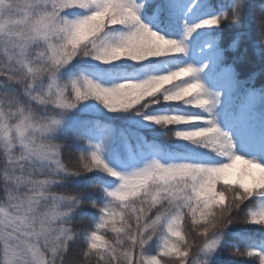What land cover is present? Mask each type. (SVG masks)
<instances>
[{
    "label": "snow or ice",
    "instance_id": "snow-or-ice-1",
    "mask_svg": "<svg viewBox=\"0 0 264 264\" xmlns=\"http://www.w3.org/2000/svg\"><path fill=\"white\" fill-rule=\"evenodd\" d=\"M186 0H161L156 7L161 22L183 10ZM135 0H0V37L7 36L13 45L9 63L18 65L33 83L26 86L30 103L41 105L38 94L47 90L51 104H46L35 115L31 109H18L19 119L9 128L0 112V135L12 134L25 143L29 134L55 138L66 134V124L74 112H88L101 105L107 112L132 110L145 127H156L171 139L196 142L206 140L218 155L228 157L220 165H205L190 161H167L153 157L142 167L119 171L106 163L101 143L79 136L86 147L81 152L83 174L100 172L113 178L111 188L95 184L105 202L93 203L99 219L95 230L87 233L85 258L95 255L99 264H211L221 243L223 229L219 226V212L232 213L253 196H264V165L246 160L232 153V142L215 125L210 127H183L197 123H211L195 114H184L169 102H183L207 111L210 101L201 95L202 86L191 80L190 65L149 75L144 79L120 78L103 83L85 75L65 78L66 66L74 60L89 58L102 64L117 61L151 62L168 53H182L180 42L165 39L141 23ZM209 0H199L198 9H212ZM225 7V6H224ZM80 10L82 14H75ZM221 13L210 12L202 23L186 26L185 34L197 28H218ZM113 25L131 26L126 32L101 37ZM39 53V58H34ZM119 65L116 66L119 69ZM180 77L187 79L180 80ZM4 77H0L3 81ZM174 81H178L175 82ZM8 83H12L9 78ZM166 85H170L166 87ZM9 106L21 103L15 88L0 89ZM95 102V103H92ZM153 105H168L163 111H151ZM13 116L17 113H13ZM87 123V121L81 122ZM42 145H36L41 150ZM52 151H56L53 147ZM59 155V153H57ZM59 163V161H57ZM64 200L63 195L53 200ZM28 211L32 212L31 202ZM68 212L55 206L46 214L39 230L32 236L28 252L34 264H47V251L65 259L73 254L78 238L69 239V229L60 228V244L53 246L44 223L62 225ZM0 224L15 227L22 217L0 210ZM247 223L264 226V208L247 214ZM111 238H106L105 233ZM0 233V239L10 237ZM41 240L44 241L41 244ZM156 251L150 252L152 244ZM84 245H82L83 247ZM80 247V248H82ZM43 249V250H42ZM251 257L264 261V251L248 250ZM16 248L5 243L4 264H17Z\"/></svg>",
    "mask_w": 264,
    "mask_h": 264
},
{
    "label": "trees",
    "instance_id": "trees-1",
    "mask_svg": "<svg viewBox=\"0 0 264 264\" xmlns=\"http://www.w3.org/2000/svg\"><path fill=\"white\" fill-rule=\"evenodd\" d=\"M215 5L212 9H198L199 0H186L184 8H188L195 17L191 20L182 19L181 13H175L168 18L167 24L161 22V12L156 7L161 0H135L139 5L137 15L141 23L151 31L164 36L165 39L177 40L183 47L182 53H168L159 58H152L151 62L117 61L115 64H102L98 61L84 58L74 60L66 66L65 78L88 76L99 82L120 78H133L136 80L147 78L149 75L162 74L165 71L175 70L177 66L184 67L191 52L208 50L211 63L210 70L217 77V85L227 87V98L221 103L224 117L233 118L238 123L260 126L264 122V46L259 44L255 17L264 0H245L244 13L239 25L224 23L218 28H197L191 34L184 33L186 26L202 23L208 18L210 12L218 13L223 10L228 0H209ZM183 8V9H184ZM131 26L113 25L101 33V37L114 35L117 32H126ZM188 40V42H187ZM186 42L188 47L185 48ZM202 47V48H200ZM189 54L187 57L186 55ZM202 62L205 60L202 59ZM119 65V69L116 66ZM180 80L187 77H180ZM178 82V81H174ZM216 85V86H217ZM170 85H166L168 87ZM222 96V89H220ZM203 95V93H201ZM95 103V102H92ZM176 110L184 114H195L203 117L204 121L211 123H197L183 127H210L215 125L223 134L228 130L217 126L219 115L214 108H196L194 105H185L183 102H169ZM168 105H153L151 111H163ZM87 121V123H81ZM69 151L75 152L84 149L83 142H76L73 134L85 136L89 140L101 143L103 155L109 166L119 171H130L133 167H140L153 157L164 162L190 161L205 165H220L227 163V157L217 154L206 140L187 142L171 139L165 131L156 127H145L144 122L134 111L107 112L101 105H96L88 112H74L66 124ZM258 132L264 134V128L259 127ZM228 137V135H227ZM63 138V135L61 136ZM96 183L103 187L114 186L113 178L100 172H92L71 180L63 186L67 192L83 191L90 184ZM93 198L97 204L102 205L105 198L100 191L86 192L85 199ZM264 208V196H253L241 205L235 215L239 218L247 216L249 212H258ZM84 223L91 226L98 218V209L85 208ZM79 218V214L77 215ZM82 247L80 242L73 246V254ZM256 250L264 251V226L251 223H235L223 232L221 243L212 257L211 264H258L257 258H248L232 255L235 251ZM150 252L156 251L153 243Z\"/></svg>",
    "mask_w": 264,
    "mask_h": 264
},
{
    "label": "clouds",
    "instance_id": "clouds-1",
    "mask_svg": "<svg viewBox=\"0 0 264 264\" xmlns=\"http://www.w3.org/2000/svg\"><path fill=\"white\" fill-rule=\"evenodd\" d=\"M16 2L18 0H13L14 6ZM244 7L245 0H228L223 10L219 11L221 13L219 26L224 23L239 25ZM255 24L259 44L264 46V5H261L257 11ZM10 58L14 59L13 45L7 36L0 37V77H4V80L0 81V89L15 88L16 95L21 101L19 105L9 106L6 98L0 96V112L4 114L9 128L17 123L19 108L23 107L26 112L31 109L35 115H39L44 105L52 102L46 89L34 93V95H40L41 105L38 106L29 102L30 98L26 96L25 88L31 85L33 81L23 71H18V65L10 64ZM34 58H39V53ZM9 78L12 83H8ZM13 113H17V115L13 116ZM61 136L45 138L40 133L34 135L30 133L28 137L24 138L25 143L32 146V150H29L20 143L14 133L10 139L0 135V210H6L12 216L23 218L17 220L15 227L0 224V233H4L5 236L11 233L7 240L0 239V264H4L6 242L16 248L18 253L17 264H34L32 256L28 252L29 244L36 243L35 237L31 234L34 230L41 228L42 222L46 220L45 214L54 206L59 211L69 214L64 217L62 225L44 223V228L47 229V235L52 245L58 246L61 251L63 250V245L59 241V229L62 227L70 230V232L65 233L69 239L78 238L84 246L79 248L75 255H69L66 259L49 250L45 256L47 264H99L95 255L85 258L88 248L84 244L85 235L95 230L99 215L89 226L84 223L86 213L82 211L85 208L98 209L92 206L93 203L97 204L93 198L85 199L86 192H96L93 188L96 183L90 184L83 191L67 192L63 190L64 185L71 180L84 176V174L81 165L83 149L75 152L69 151L68 137L63 135L61 138ZM77 137L78 135L73 134L71 139L82 142ZM36 145L43 147L41 150H36ZM53 147L56 149L55 152L51 150ZM61 195L65 197L64 200H53L54 196L59 197ZM29 202H31L32 212L28 211ZM235 213L236 211L217 214L219 226L223 229L222 235L230 225L247 222V217L238 218ZM78 214L79 218H77ZM105 234L106 238H111L110 233L106 232ZM43 243L44 241L41 240V244ZM231 254L252 258L248 250L235 251ZM105 264H107L106 261ZM258 264H264V261L258 259Z\"/></svg>",
    "mask_w": 264,
    "mask_h": 264
},
{
    "label": "rangeland",
    "instance_id": "rangeland-1",
    "mask_svg": "<svg viewBox=\"0 0 264 264\" xmlns=\"http://www.w3.org/2000/svg\"><path fill=\"white\" fill-rule=\"evenodd\" d=\"M75 14H82L80 10H75ZM193 14L189 13L188 10H183L182 19H191ZM184 35L182 36V42L184 40ZM188 42V40H187ZM186 42L185 48L188 47V43ZM189 54L186 55V57ZM204 59L203 56H200L199 53L191 52V55L188 56V60L185 63L186 66H191L195 69L192 74V79L198 81L202 86V92L205 98H207L210 103L209 107L214 108L216 114L219 115L217 126H223L228 129V138L232 142V153L238 156L243 157L246 160L253 161L254 163H259L264 165V140L263 135L257 133V129L255 123L251 125L249 128L245 123H237L233 118H229V120L223 117L221 114L222 107L220 106L222 103V98H226V87L216 86L215 85V77L208 78L210 75V61L205 59L204 62L201 60ZM103 83V81H101ZM220 87L223 89V93L221 96ZM264 125V124H263ZM228 161V157H227ZM143 164L140 166L142 167Z\"/></svg>",
    "mask_w": 264,
    "mask_h": 264
}]
</instances>
